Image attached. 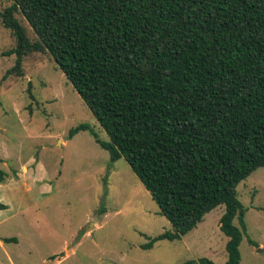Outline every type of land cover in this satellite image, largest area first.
<instances>
[{
	"label": "trees",
	"instance_id": "trees-1",
	"mask_svg": "<svg viewBox=\"0 0 264 264\" xmlns=\"http://www.w3.org/2000/svg\"><path fill=\"white\" fill-rule=\"evenodd\" d=\"M12 1L0 12L16 39L6 75L32 52L52 56L109 140L87 123L69 136L91 130L112 161L124 157L172 225L143 247L181 240L224 205L228 259L183 264H240L237 187L264 167V0Z\"/></svg>",
	"mask_w": 264,
	"mask_h": 264
},
{
	"label": "rangeland",
	"instance_id": "rangeland-1",
	"mask_svg": "<svg viewBox=\"0 0 264 264\" xmlns=\"http://www.w3.org/2000/svg\"><path fill=\"white\" fill-rule=\"evenodd\" d=\"M12 2L0 0V12ZM17 16L35 38L23 15ZM15 46L12 31L0 20V141L9 151L8 177L18 179L17 171L24 173L40 160L52 190L40 199L34 191V197L24 194L36 201L34 207L0 225V235L23 238L7 250L0 246V264H183L202 257L225 262L228 238L220 228L224 205L206 214L181 240L143 247L172 230L170 221L124 157L112 161L91 130L69 136L72 128L87 123L109 140L48 52L28 54L22 75H6L16 55L5 52ZM237 192L248 209L240 264H264V167L243 180Z\"/></svg>",
	"mask_w": 264,
	"mask_h": 264
},
{
	"label": "crops",
	"instance_id": "crops-1",
	"mask_svg": "<svg viewBox=\"0 0 264 264\" xmlns=\"http://www.w3.org/2000/svg\"><path fill=\"white\" fill-rule=\"evenodd\" d=\"M9 151L4 149L0 141V158L2 159V169L10 173L8 169L7 159ZM34 160L29 161L32 163ZM35 166L31 169H27L26 172L22 173L17 171L18 179L15 177L10 178L6 175L5 181L0 180V203L4 204V208H0V225L8 222V219L16 213H23L30 211L36 201H28L24 199V194H29L32 197L37 195V199H40L47 192L52 190V187L48 182L49 173L44 167L43 162L40 160L35 161ZM17 169V168H16ZM10 178V179H9ZM36 192V195L32 192ZM22 235H0V246L7 250V245L10 243L16 244L17 246L22 242ZM6 255H8L5 252Z\"/></svg>",
	"mask_w": 264,
	"mask_h": 264
}]
</instances>
